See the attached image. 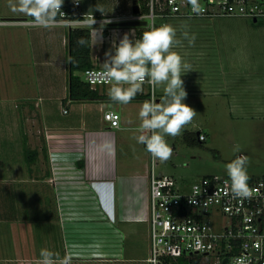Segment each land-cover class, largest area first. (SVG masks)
<instances>
[{
	"label": "crops",
	"instance_id": "1",
	"mask_svg": "<svg viewBox=\"0 0 264 264\" xmlns=\"http://www.w3.org/2000/svg\"><path fill=\"white\" fill-rule=\"evenodd\" d=\"M73 1L64 0L72 6L69 17L58 16L56 26L44 28L30 26L31 17L14 13L8 0H0V26L11 27L8 30L15 35L12 38L19 58L15 63L24 64L26 59L22 58L31 54L32 62L44 69L41 81L45 83L37 86L33 93H24V89L18 95L23 109L17 111L15 118V137L25 136L27 146L26 139L29 143L35 140L32 129L36 128L35 132L41 134L37 144L28 147L37 152L36 159L27 162L20 141L15 146L17 153L10 150L8 157H0V264H35L42 248L61 257L71 254L72 264H114L124 261L126 255L129 257L125 260H135L133 258L143 252L146 255L140 260L148 264L149 154L144 156L146 165H143L132 160L131 155L121 158L118 152V142L120 148L121 142L126 147L128 140L131 142L134 138L140 124V107L149 100V96L144 97L148 91L143 88L128 104L110 100V86L97 87L96 99L74 101L69 98L70 31L92 30L77 18L92 15L97 20L94 28H99L104 19L128 20L133 14L134 0H80L77 7ZM181 20L188 19L167 22L178 24ZM215 32L219 30L191 32L196 36L194 46L190 47L187 42L186 48L184 43L179 51L185 50L181 55L193 69L181 77L187 92L185 103L197 113L191 125L196 127L197 133L186 131L193 142L201 133L206 137L202 142L205 143L213 131L202 122V117H197L206 114L208 101L215 100V105L219 106L225 102L223 109H228L232 117L248 112L264 119V70L242 66L245 39L236 29L229 30V38L224 31L220 33L222 39ZM124 33H129L133 40L140 38L136 28H112L108 23L103 29V40L98 43L95 32L91 31V58L95 66H102L105 52L114 40L119 43ZM179 33L177 28L178 39ZM221 41L230 46L232 57L224 60L218 54L211 59L205 43L214 45ZM56 77L61 79L58 86L53 84ZM155 93L159 102L163 87L155 89ZM63 109L67 113H63ZM108 110L119 115L118 128L111 127L104 119V112ZM21 114L28 116L26 124L31 127L30 135L25 132L22 136ZM30 114L36 118H30ZM17 219L25 225L24 232L21 231L25 234L21 236L13 227ZM34 226L41 228L40 234ZM40 238L43 244L35 245Z\"/></svg>",
	"mask_w": 264,
	"mask_h": 264
},
{
	"label": "built area",
	"instance_id": "2",
	"mask_svg": "<svg viewBox=\"0 0 264 264\" xmlns=\"http://www.w3.org/2000/svg\"><path fill=\"white\" fill-rule=\"evenodd\" d=\"M78 2L73 1L74 7L80 5V0ZM200 3L205 12L197 16L187 0H148L147 13L140 11L127 19L147 17V23L154 21L156 26L172 19L264 21V0H200ZM61 11L64 13L61 18L70 16L65 10ZM82 77L92 89L110 86L102 67L88 69ZM145 85L149 86V100L156 99L155 90ZM63 113L67 110L63 109ZM104 119L111 127H119L120 117L114 111H105ZM197 140L204 142L206 137L199 133ZM226 181L228 177L209 175L184 188L175 177L158 175L156 160L152 158L148 264H264V177H250L248 184L253 194L242 200L225 194L230 184ZM194 186L201 192L197 197L193 195ZM193 198L196 204L189 203Z\"/></svg>",
	"mask_w": 264,
	"mask_h": 264
},
{
	"label": "rangeland",
	"instance_id": "3",
	"mask_svg": "<svg viewBox=\"0 0 264 264\" xmlns=\"http://www.w3.org/2000/svg\"><path fill=\"white\" fill-rule=\"evenodd\" d=\"M167 23L171 24L170 22ZM171 25H177L176 29L178 28L180 31L179 39H183L181 38L183 31H187L190 35L191 32L200 29H205L207 31L209 29H212L213 31L219 30V32L215 33H218L217 36L220 39H222L220 33L224 31L227 33V38H229V30L236 29V31L240 33V37L245 39L242 42V66L247 65L259 67V69L264 70V21L254 22L242 18H218L212 20L188 19L178 21V24L174 23ZM0 28H2L0 30H3L0 31V157H8L9 155H7V153L10 150L17 153V150L15 151V146L18 141L23 143L24 147V133L26 132V134L30 135L29 129L31 130V127L26 124L28 116L21 114L19 119L22 124V136L24 137L16 139L15 134H17V131L14 129L15 118L17 116V111L21 112V109H23V101H21L20 98L18 99V95L24 89H26L24 93L28 91L33 93L37 86L39 87L45 83L41 81V74L44 72V69L35 65L34 61L32 62L31 54H29L28 57L25 56L22 58L24 60L26 59L23 61L24 64L15 63L17 59H19L17 53H15L14 38H12L15 37V35L13 31L8 30L11 27H6L5 29L0 26ZM184 43L185 47L187 40H183V44ZM205 44L206 50L209 51L211 59H215L218 54L224 60H228L232 57L230 46L227 45L229 44L228 39L227 44L225 45L222 41L214 45H210V43ZM208 44L210 45V48H208ZM180 48L182 49L183 46L176 47L174 51L181 55V53H185V50L183 49V52L180 53ZM183 59L185 60V57H183ZM52 70H57V68H53ZM53 81V84L56 86L61 84L60 78L56 77ZM143 88L149 92V86L145 85ZM215 103V100L208 101V108H206V110L204 109L206 114H199V116H197L203 118V123L206 122L208 126H211L213 129L211 132L212 137L211 133H209L210 137L207 138L205 143L200 144L196 140L195 143L192 144L185 137V134H187L186 131L188 130L197 133L198 130L196 127L193 128L191 126L192 123L183 130L181 135L175 138L166 137L168 144L172 148H175H173L172 157L166 162L156 160V172L158 175L167 174L173 176L184 186V188H188L204 176L218 175L228 177L225 165L235 159L238 155H246L249 157V163L247 165L249 177H264V119L260 120L248 112H245L243 115H234V117H232L228 109H223V105L226 104L225 102L221 106L215 105ZM217 106L219 107L217 108ZM250 115L254 117H251ZM29 117L32 119L36 118L35 115L31 114ZM35 129H32V132L34 131L33 133L35 135L33 143L32 141L29 143V139H26V141H28V147H33V144H37L38 136L41 135L37 134ZM136 135H138L137 132L133 134V137ZM237 144L240 145L241 151L233 152V148ZM22 150L25 153V149ZM118 152L121 158L131 155L132 160L140 161L143 165H146L144 156L149 154L145 150V147H143L142 144L137 143L134 138L131 139V142L128 140L126 147L121 142L120 148L118 142ZM151 164L152 157L149 154V159L147 160L148 171L150 170ZM143 165L139 166L143 167ZM13 227L19 232V236L25 234H21V231L24 232L25 225L20 223V219H17V222L13 224ZM34 230H38L39 234L41 232V228L38 226H34ZM36 234L37 232L34 233L35 236ZM24 240L26 241V238ZM21 241H19V243ZM130 243L131 242L128 244ZM42 244L43 242L40 238L35 245L41 246ZM145 255L144 252L140 253L138 254V257L133 258L135 260L130 261L125 260L129 257L126 255L124 261L114 264H143L140 259H142L141 256L145 257Z\"/></svg>",
	"mask_w": 264,
	"mask_h": 264
},
{
	"label": "clouds",
	"instance_id": "4",
	"mask_svg": "<svg viewBox=\"0 0 264 264\" xmlns=\"http://www.w3.org/2000/svg\"><path fill=\"white\" fill-rule=\"evenodd\" d=\"M79 3L78 0H75ZM64 0H8V6L14 13H20L31 17L29 21L32 27L50 28L58 23L57 17L63 15L61 11ZM193 14L200 16L205 12L200 0H187ZM147 21V17H140ZM91 28L98 43L103 40V29L110 23L104 19L100 21V27L94 28L97 23L93 16L82 21ZM147 29L139 39H130L129 33H124L115 40L111 48L105 52V60L102 63L103 75L110 84L108 96L110 100L120 103H130L137 94L143 92V85L149 84L154 90L163 87V95L159 102L153 97L145 100L139 110L140 124L136 129L138 135L134 137L137 143L145 146L147 153L153 160L166 162L173 155V148L168 144L166 137H177L192 123L196 111L184 103L187 92L183 87V74L193 71L192 65L185 62L183 57L174 49L183 46V40L188 45L194 46L196 36L182 32V38H177V29L171 24L164 23L159 26L155 22L147 23ZM81 45L86 41H78ZM240 145H235L233 152H240ZM249 157L238 155L225 165L230 184L226 195L234 199L251 198L253 192L249 187L250 179L247 172ZM226 181V183H229ZM201 194L198 186L193 187V195ZM189 203L196 204L195 198L189 199ZM73 256L66 253L61 257L47 248L39 252V259L35 264H72Z\"/></svg>",
	"mask_w": 264,
	"mask_h": 264
},
{
	"label": "trees",
	"instance_id": "5",
	"mask_svg": "<svg viewBox=\"0 0 264 264\" xmlns=\"http://www.w3.org/2000/svg\"><path fill=\"white\" fill-rule=\"evenodd\" d=\"M138 5L141 8L142 13H147L148 8L146 6L148 0H136ZM63 10L68 14L72 12V6L69 3H64ZM75 19V18H73ZM83 20L84 18H77ZM140 37L142 33L148 30L145 27L136 28ZM81 39L86 41V44L81 45L78 43ZM91 41L92 35L91 30L88 28H75L70 31L68 37L69 45V98L74 101L78 100H91L98 97L97 89H92L87 83L84 82L82 74L91 68L97 67L94 65L91 58ZM149 94L144 96L148 97ZM186 139L189 140L192 144L193 142L190 139V134H185ZM195 140V139H194ZM196 141V140H195ZM198 141V140H197ZM199 142V141H198ZM202 144V142H199ZM25 155L28 163H32L37 156V152L32 151L28 148L26 143H24Z\"/></svg>",
	"mask_w": 264,
	"mask_h": 264
},
{
	"label": "water",
	"instance_id": "6",
	"mask_svg": "<svg viewBox=\"0 0 264 264\" xmlns=\"http://www.w3.org/2000/svg\"><path fill=\"white\" fill-rule=\"evenodd\" d=\"M133 14L138 15L140 13V8L136 0L133 1ZM8 21H23L21 19H9ZM255 22V21H254ZM109 26L112 28H138L146 27L147 21L144 20H117L111 21ZM226 264V263H225Z\"/></svg>",
	"mask_w": 264,
	"mask_h": 264
}]
</instances>
